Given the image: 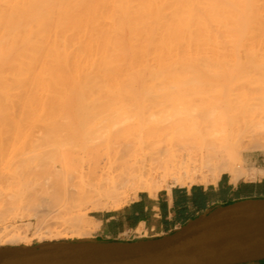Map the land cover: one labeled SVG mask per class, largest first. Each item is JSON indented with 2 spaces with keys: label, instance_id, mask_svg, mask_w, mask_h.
<instances>
[{
  "label": "bare ground",
  "instance_id": "obj_1",
  "mask_svg": "<svg viewBox=\"0 0 264 264\" xmlns=\"http://www.w3.org/2000/svg\"><path fill=\"white\" fill-rule=\"evenodd\" d=\"M262 53L264 0H0V126L92 134L73 157L55 162L58 169L53 162L44 177L15 179L11 205L27 215L8 225L0 217V245L25 241L30 217L39 239H83L100 224L89 212L117 210L140 192L155 197L169 182L264 178L243 160L264 150V120L245 143L220 118L193 128L196 139L169 123L135 122L172 109L140 102L188 96V77H203L198 65ZM192 66L197 74L188 76ZM27 158L13 159L14 166Z\"/></svg>",
  "mask_w": 264,
  "mask_h": 264
},
{
  "label": "rangeland",
  "instance_id": "obj_2",
  "mask_svg": "<svg viewBox=\"0 0 264 264\" xmlns=\"http://www.w3.org/2000/svg\"><path fill=\"white\" fill-rule=\"evenodd\" d=\"M262 54L261 55L244 54L246 56L242 54L243 56L241 58L238 57L240 55H236L238 59H241L242 61H244V58L247 59V60L245 59L247 62H243V63H240L241 60L239 62H235L237 58H235L232 55L229 56V58L233 60L230 61L229 63L227 62L228 64L226 63L221 65L219 64L218 66L221 67H217L214 65L213 67L212 64H210L211 66L207 65L205 68L204 66L206 64L205 65L200 64L201 66L204 65L202 69L201 66L199 67L198 65V69H197V71L199 72L198 74L200 75L203 74L204 78L202 77L203 78L202 79L199 77L200 80L196 81L194 80L196 75H193L194 77H191L192 79L188 77L189 78L188 88L186 89L188 90V96L174 97L162 102H156V101L143 102V103L140 102V104L143 105L144 104L152 105V106L165 105L171 107L172 109L168 110V112L158 114L150 118H143L135 122L143 123L144 126L153 125L154 127H158L162 124L169 123L173 129L180 132L183 138H189L191 136L192 139H196V136L193 135L195 136L194 138L192 136V133H190L192 132L193 128L195 129V127H197L198 129L204 126L206 123H209L211 121V120L208 121L209 119L216 118L215 121L216 120L218 121V118H220L219 122L222 121V123H220L222 124V126L220 124L218 125L220 127H223L224 125L225 126L224 128H226L227 130H229V128L232 129L233 127V131L232 130L231 131L232 132L235 131L236 138H238L237 141L241 143H245L246 140L248 139V135H251L253 129L256 128V124H255L256 121L257 120L260 121V119L261 121L264 120L262 116L261 117L259 116L264 112L263 111L264 109L261 108L264 107V61L262 60L263 64H261L260 60H256L257 58L264 59V54L263 55ZM192 67L193 69L188 68L189 69L188 71H191V73L188 72V76H190L192 73L195 74L197 72L194 66ZM216 73L218 74V76ZM216 76L219 79H217ZM259 107L261 108V110L263 109L262 110L263 112H261V110L259 111L258 109ZM259 112L261 113L259 114ZM257 116L259 117V119ZM0 118L2 117L0 116ZM4 118L7 117L5 116L3 117V119ZM4 120L6 121L7 119ZM2 121H0V123L3 124ZM9 121L7 120L6 122ZM7 124L10 125V123H6L5 125L0 126V206L3 205V207L4 206L7 207V208L4 207L3 209L5 210L2 209L3 211L0 210V214L2 213L0 217L2 219L7 220V221L3 220L5 224L7 223L6 225H8V223L12 222V220L16 218L17 220L19 219L21 220V218L19 217L20 215L23 214L22 212H24V214L27 213L26 211L23 210L21 212V209H19L18 211L16 207L17 204L11 205V200L9 198L11 196L10 195L11 192L9 194L8 192L13 191L12 190L13 187L15 188V186L12 185L15 179L17 178L19 179V181L20 179L21 180L24 179L23 181L25 182L26 176H29V174L32 172L34 173L38 171L47 172V170H50L52 168L53 162L59 163L63 158L65 157L68 158V156L74 154L73 152H75V150L76 151L81 150V148H83V146L86 145L87 140L92 136V134H88V133H87L88 135H85L86 133L83 135H81L80 133H78V135L76 134L74 135L75 131H72L73 132L72 134L70 133V131L64 132L63 130L60 131V129L57 131L41 130L42 131L41 134H39V132L35 133V131L32 133L30 131L29 132L26 131V133L25 132L19 133L16 132L15 130L13 132V130L8 128H7L8 130L6 128L4 129L3 127H5ZM78 138H79V143H77L78 142L77 140L76 141L77 144L74 145L75 142L74 140ZM80 138L82 141H80ZM71 139L72 140L74 139L73 140L74 142H72ZM238 144L240 145V143ZM72 150L74 151L72 152ZM261 153L264 154V150L248 151L243 154V158L251 154L257 155ZM20 156H22L23 158H20ZM18 157L21 159V161L22 159H24V157L30 158L28 160L29 161L28 166H26L28 161H24L25 163L20 165L16 164L18 167L14 166L15 163H17L15 162L16 160L15 158L18 159ZM71 157L73 156L71 155ZM244 163L246 166L245 161ZM22 165L25 166L20 167ZM53 166H57L56 168L58 169L59 165L55 163ZM43 172L42 174H40L42 177L47 175L45 173L44 175ZM31 175L32 174H30V177ZM42 177H40V179H42ZM28 180L32 182V180H30L29 178ZM13 184L16 185L15 182ZM193 184H200V183L193 182L192 184H186L184 186L189 187ZM168 185H170L169 186L170 188H172L173 186H179L177 184H173L170 182L168 183ZM140 193H137V195ZM136 197L137 196L134 197L131 195L130 198L128 199V202ZM15 208L16 210H13ZM17 212H20V214H17ZM101 212L104 211L89 212L88 215L97 217L101 214ZM24 219H26V217ZM0 221H1L0 227L1 225H5L2 222V220ZM27 221L30 222V225L32 224L30 227L25 229L26 231L22 232L27 239L25 241H21L16 244L0 245V249L11 248V247L36 248L39 246H43L46 244H53V243L85 242V241L94 240L93 238L94 233H92L88 238H83V239L72 238L70 236L69 237L66 236V238L65 236H63L60 238L47 237L46 239L45 237V239L44 238L39 239L37 235L34 236L33 234L35 220L30 217L27 219Z\"/></svg>",
  "mask_w": 264,
  "mask_h": 264
},
{
  "label": "water",
  "instance_id": "obj_3",
  "mask_svg": "<svg viewBox=\"0 0 264 264\" xmlns=\"http://www.w3.org/2000/svg\"><path fill=\"white\" fill-rule=\"evenodd\" d=\"M264 261V200L237 202L166 237L0 249V264H253Z\"/></svg>",
  "mask_w": 264,
  "mask_h": 264
},
{
  "label": "crops",
  "instance_id": "obj_4",
  "mask_svg": "<svg viewBox=\"0 0 264 264\" xmlns=\"http://www.w3.org/2000/svg\"><path fill=\"white\" fill-rule=\"evenodd\" d=\"M244 161L248 169L253 166L264 170L263 153L248 155ZM166 190H159L155 197L140 193L117 210L101 212L94 217L100 224L93 232V242H137L169 236L222 207L264 200V178L240 179L232 184L223 174L215 185L173 186Z\"/></svg>",
  "mask_w": 264,
  "mask_h": 264
},
{
  "label": "trees",
  "instance_id": "obj_5",
  "mask_svg": "<svg viewBox=\"0 0 264 264\" xmlns=\"http://www.w3.org/2000/svg\"><path fill=\"white\" fill-rule=\"evenodd\" d=\"M264 262V261H263Z\"/></svg>",
  "mask_w": 264,
  "mask_h": 264
}]
</instances>
